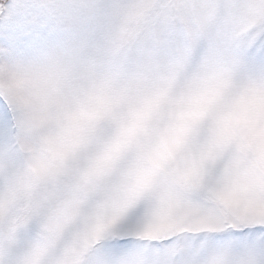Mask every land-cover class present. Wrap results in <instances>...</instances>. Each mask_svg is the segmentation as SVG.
<instances>
[{
  "label": "snow or ice",
  "instance_id": "6c2138e0",
  "mask_svg": "<svg viewBox=\"0 0 264 264\" xmlns=\"http://www.w3.org/2000/svg\"><path fill=\"white\" fill-rule=\"evenodd\" d=\"M0 264H264V0H0Z\"/></svg>",
  "mask_w": 264,
  "mask_h": 264
}]
</instances>
